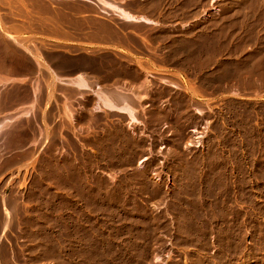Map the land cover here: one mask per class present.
<instances>
[{"label":"rangeland","instance_id":"374dc122","mask_svg":"<svg viewBox=\"0 0 264 264\" xmlns=\"http://www.w3.org/2000/svg\"><path fill=\"white\" fill-rule=\"evenodd\" d=\"M114 1L150 19L126 49L0 0V264H264V0Z\"/></svg>","mask_w":264,"mask_h":264},{"label":"crops","instance_id":"0c3cea01","mask_svg":"<svg viewBox=\"0 0 264 264\" xmlns=\"http://www.w3.org/2000/svg\"><path fill=\"white\" fill-rule=\"evenodd\" d=\"M10 1L13 7L18 6L20 9L23 8L21 10L28 11L26 16L20 17L22 20L24 18L31 20L29 36L35 35L48 43H72L81 49L101 47L126 49L133 35L139 32V24L151 26L137 20L125 21L107 9L108 6L105 5V8L104 4L114 5V0ZM131 11L127 12L133 13L132 16L136 17L137 15Z\"/></svg>","mask_w":264,"mask_h":264},{"label":"bare ground","instance_id":"6f19581e","mask_svg":"<svg viewBox=\"0 0 264 264\" xmlns=\"http://www.w3.org/2000/svg\"><path fill=\"white\" fill-rule=\"evenodd\" d=\"M148 1V0H147ZM164 1V0H163ZM162 1V2H163ZM103 3L105 1H102ZM106 3V2H105ZM155 3V2H154ZM160 3V2H159ZM108 6L107 9H109L112 13H115V15L117 14L119 17L125 19L126 20H137L138 22H143V23H149L150 24V19L145 18V17H134L132 16L133 13H130L123 10L120 6H118L116 3L114 5L111 4H104V6ZM158 5V3H157ZM105 6V8H106ZM154 8V7H153ZM104 9V8H103ZM106 9V10H107ZM132 9V8H131ZM142 9V8H141ZM105 10V9H104ZM138 10V9H137ZM105 12V11H104ZM109 12V11H108ZM132 12V11H131ZM110 13V12H109ZM154 14V13H153ZM111 15V14H110ZM169 16V15H168ZM109 25H107L108 27ZM102 27V26H101ZM107 30V29H106ZM108 33V32H106ZM93 38V37H92ZM107 38V37H106ZM110 38V37H109ZM86 41V40H85ZM90 41V40H89ZM120 42V41H119ZM17 43V42H16ZM97 43V42H96ZM112 43V42H111ZM18 44V43H17ZM34 44V43H33ZM109 44V43H108ZM120 44V43H119ZM143 44V43H142ZM26 49L30 50V48ZM41 49V48H40ZM84 49V48H83ZM31 51V50H30ZM94 52V51H93ZM90 53V52H89ZM178 53V51H177ZM35 54V53H34ZM179 55V54H178ZM95 56V55H94ZM88 62V61H87ZM103 63V62H102ZM97 66V65H96ZM36 67V66H35ZM102 67V66H101ZM37 68V67H36ZM80 68V67H79ZM102 70V69H101ZM90 71V70H89ZM130 71V70H129ZM126 72V71H125ZM91 73V72H90ZM122 73V72H121ZM85 75V74H84ZM80 76L77 79H74L75 81L72 82V84H74L76 87L78 88H82L85 89V91L89 88V86L93 85V81H92V85L90 84V79H87V75L86 76ZM118 76V75H117ZM127 76V75H126ZM132 76V75H131ZM138 76V75H137ZM48 77V76H47ZM123 77V76H122ZM44 78V76H43ZM46 78V77H45ZM3 79V78H2ZM57 79V78H56ZM125 79V78H124ZM137 79V78H136ZM44 81V80H43ZM97 81V80H96ZM118 81V80H117ZM99 82V80H98ZM122 83V82H121ZM132 83V82H131ZM47 84V83H46ZM123 84V83H122ZM128 84V83H127ZM116 85V84H115ZM6 86V85H5ZM55 86V85H54ZM108 86V85H107ZM144 86V85H143ZM2 87V86H1ZM35 87V86H34ZM44 87V86H43ZM100 87V86H99ZM110 87V86H109ZM113 87V86H111ZM121 87V86H120ZM39 88L41 89L40 85ZM75 88V87H74ZM87 88V89H86ZM39 89V91H40ZM148 89V88H147ZM79 90V89H78ZM13 91V90H12ZM35 91V90H34ZM133 91V90H132ZM131 91V92H132ZM147 91V90H146ZM134 92V91H133ZM132 92V94H133ZM35 93V92H33ZM77 93V92H76ZM96 93V107L99 112L103 111V112H120L121 114H128L129 118L131 119L132 122H137V112L136 111V101H134L135 99H133V97L130 96V93H128L127 91L125 92L124 89L121 88H115V89H102V88H98L95 90ZM21 94V93H20ZM74 94V93H73ZM138 94V93H137ZM145 94V93H144ZM149 94V93H148ZM136 96V94H133V96ZM139 95V94H138ZM142 95V94H141ZM147 95V94H146ZM42 96V95H41ZM1 97V94H0ZM4 97V94H3ZM13 97V96H12ZM18 97V96H17ZM1 99V98H0ZM41 99V98H40ZM138 100V99H137ZM2 101V100H1ZM7 101V100H6ZM36 101V100H35ZM22 102V101H21ZM139 102V101H138ZM18 103V102H17ZM7 104V103H6ZM16 104V103H15ZM39 104V103H38ZM140 104V103H139ZM140 106V105H139ZM141 107V106H140ZM9 108V107H8ZM35 108V107H34ZM6 110V109H5ZM34 110V109H33ZM17 111V110H16ZM67 111V110H66ZM69 114V112H68ZM7 115V114H6ZM70 115V114H69ZM101 115V114H100ZM111 115V114H110ZM115 115V114H114ZM117 115V114H116ZM72 116V115H71ZM70 117V116H69ZM117 117V116H116ZM125 117V116H124ZM29 119V118H28ZM31 119V118H30ZM49 119V118H47ZM72 119V117H71ZM114 119V118H113ZM44 120V119H43ZM112 120V119H111ZM4 121V120H3ZM7 121V120H6ZM93 121V120H92ZM118 121V120H117ZM2 122V121H1ZM8 122V121H7ZM7 122L5 123V121L2 123V125H0V130L2 127L5 128V124H7ZM99 122V121H98ZM106 122V121H105ZM48 123V122H47ZM94 123V122H93ZM104 123V122H103ZM221 123V122H220ZM224 123V122H223ZM10 124V123H9ZM22 124V123H21ZM112 124V123H111ZM260 124V123H259ZM95 125V124H94ZM99 125V124H98ZM256 125V124H255ZM17 126V125H16ZM21 126V125H20ZM29 126V124H28ZM31 126V124H30ZM231 126V125H230ZM8 127V126H7ZM133 127V126H132ZM25 128V127H24ZM20 129V128H19ZM29 129V128H28ZM27 129V130H28ZM10 130V129H9ZM5 131V130H4ZM14 131V130H13ZM101 131V130H100ZM117 131V130H116ZM3 132V131H2ZM16 132V131H14ZM19 132V131H18ZM31 132V131H30ZM33 132V131H32ZM20 133V132H19ZM15 134V133H14ZM199 134V133H197ZM36 135V134H35ZM54 135V134H53ZM112 135V134H111ZM6 136V135H5ZM31 136V135H30ZM114 136V135H113ZM130 137V136H129ZM3 138V137H2ZM7 138V137H6ZM29 138V137H28ZM34 138V137H33ZM104 138V137H103ZM200 138V137H199ZM1 139V138H0ZM120 139V138H119ZM233 139V138H232ZM103 140V139H102ZM108 140V139H107ZM122 140V139H121ZM133 140V139H131ZM4 141V139H3ZM9 141V140H8ZM15 141V140H14ZM138 141V140H137ZM231 141V140H230ZM25 142V141H24ZM104 142V141H103ZM112 142V141H111ZM93 143V142H92ZM129 143V142H128ZM132 143V142H131ZM136 143V142H135ZM4 144V143H3ZM8 144V143H7ZM85 144V143H84ZM12 145V144H11ZM145 145V144H144ZM82 146V145H81ZM101 146V145H100ZM7 147V146H6ZM11 147V146H10ZM136 147V146H135ZM120 148V147H119ZM138 148V147H137ZM108 149V148H107ZM129 149V148H127ZM144 149V148H143ZM119 150V149H118ZM122 150V149H121ZM131 150V149H130ZM236 150V149H235ZM79 151V150H78ZM108 151V150H107ZM112 151V150H111ZM124 151V150H123ZM250 151V150H249ZM128 152V151H127ZM133 152V151H132ZM235 155V154H234ZM114 157V155H113ZM119 157V156H118ZM236 157V156H235ZM254 157V156H253ZM105 158V157H104ZM135 158V157H134ZM218 158V157H217ZM112 159V158H111ZM130 159V158H129ZM109 161V160H108ZM113 165V163H111ZM123 167V166H122ZM221 175V174H220ZM106 181V180H105ZM132 182V181H131ZM219 182V181H218ZM125 184V183H124ZM110 185V184H109ZM137 185V184H136ZM107 186V185H106ZM121 189V187H120ZM222 190V189H221ZM230 190V189H229ZM223 191V190H222ZM132 192V191H131ZM209 192V191H208ZM220 192V191H219ZM221 193V192H220ZM222 194V193H221ZM234 196V195H233ZM134 197V196H133ZM138 197V196H137ZM135 198V197H134ZM229 198V197H228ZM220 200V199H218ZM222 201V200H221ZM224 202V201H223ZM111 203V202H110ZM210 203V202H209ZM220 203V202H219ZM107 207V206H106ZM231 208V207H230ZM121 209V208H120ZM128 209V208H127ZM136 211V210H135ZM77 214V213H76ZM217 215V214H216ZM225 216V215H224ZM205 217V216H204ZM216 220V219H215ZM122 221V220H121ZM207 226V225H206ZM211 226V225H210ZM77 228V227H76ZM78 229V228H77ZM203 234V233H202ZM225 235V234H224ZM228 237V236H227ZM242 240V239H241ZM224 242V241H223ZM234 242V241H233ZM240 247V246H239ZM184 249V248H183ZM228 250V249H227ZM106 253V252H105ZM116 253V252H115ZM103 254V253H102ZM189 255V254H188ZM224 255V254H223ZM110 256V255H109ZM186 257V256H185ZM100 258V257H99ZM112 258V257H111ZM91 260V259H90ZM97 260V259H96ZM231 264V263H230Z\"/></svg>","mask_w":264,"mask_h":264}]
</instances>
